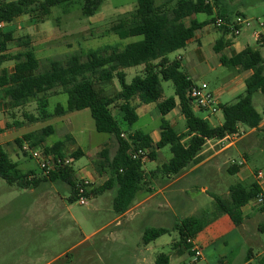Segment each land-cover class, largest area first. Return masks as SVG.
Instances as JSON below:
<instances>
[{
    "label": "rangeland",
    "instance_id": "obj_1",
    "mask_svg": "<svg viewBox=\"0 0 264 264\" xmlns=\"http://www.w3.org/2000/svg\"><path fill=\"white\" fill-rule=\"evenodd\" d=\"M211 1L215 5L216 20L220 17L218 10L221 4H225L233 10L244 12L252 21L250 27L244 28L241 34L233 39L234 45L225 47L222 53L232 56L251 46L260 50L264 59V44L260 45L259 39L254 36V32L258 31L264 36V25H259V22L264 23V0H220L221 4ZM82 6L83 0L54 6L44 22L33 23L26 17L18 19L14 35L15 37L30 35L32 47L41 61V70L49 58L65 60L68 55L78 52L86 59L85 53L89 49L106 45L123 47L141 39V37H130L121 40L117 35L106 34L121 14L137 7V0H105L97 13L90 17L83 15ZM197 18L204 20L207 15L200 13L197 14ZM217 29L214 26L205 27L199 32L202 35L201 46L198 40L192 41L186 48L171 53L169 57L174 59L183 56V72L197 84L208 83L211 91L216 94L219 105L232 104L245 94L246 84L245 80L239 82L238 74L242 70L239 69L237 72V68L221 64V53L214 50L215 43L222 36ZM21 50L22 48L12 42L7 53L14 55ZM14 64V61L4 62L0 66V73L3 70L11 72ZM144 70V65L125 69L127 82L131 83L133 78L137 74H142ZM115 84L120 88L117 80ZM162 87V99L175 97L173 81L162 80ZM51 97L54 98L50 100L48 111L53 112L58 103L67 105V94H51ZM40 103L38 100H30L22 107L11 108L6 101H0V144L23 170H38L39 161L32 156L34 148L31 147L24 152L16 139L26 132L39 130L51 124L55 128V133L47 138L45 144L52 145L64 140L66 134H71L76 139L77 145L85 151L83 156L73 161L72 166L77 174L85 178L84 172L81 171L89 168L90 164L94 168L93 162L99 158V147L107 139L112 138L111 135L97 131L89 109L32 122L29 116L37 117L40 111H43V102ZM253 105L264 119L262 92L258 91L253 95ZM194 110L197 116L209 122L211 126H219L223 123V113L220 109L214 113L210 110L198 109L194 104ZM137 112L139 119L132 126L127 125L118 116L126 137L136 130L147 133H151L155 127L160 130L159 125L163 116L157 110L155 103L142 104ZM181 116L180 109L176 108L174 114L169 113L165 119L167 121L172 119L177 132L183 134L186 133V120ZM250 130L241 125L238 134L231 135L219 143L217 140H211L205 146L209 147V144H212L214 150H219L224 145L234 142L233 146L218 156V163H210L207 168L204 167L206 170L215 167L211 169L210 175L204 174L201 170L182 182L187 186V189H183L187 197V203L183 207L174 210L164 200V194L160 193L138 208L139 214L134 218H118L119 214L114 211L111 201L114 191L101 196H92L87 199V205H81L79 200L69 202L71 188L64 182H50L37 190H26L9 186L0 177V207L5 206V209H0V264H155L158 254L171 255L175 251L174 244L179 240V233L172 231L159 237L147 250L149 246L146 247L143 242L145 229L172 228L177 221L184 218L200 216L205 211L211 214L215 208V196L229 200L231 186L257 182L258 171L264 172V127L255 132ZM184 140L186 141V138ZM114 142V138L109 141L113 146ZM74 149L76 145L69 142L68 152ZM111 149L113 154L115 148L111 147ZM157 153L155 160L150 158L146 160L144 170H147L149 186L159 190L158 185L161 183L159 179L164 174L158 172L153 180L150 170H156L164 163H168L172 158V152L170 147L166 146ZM232 165H237L240 171L230 172L229 167ZM263 182L264 178L260 181L262 186H264ZM180 184L176 187L179 188ZM170 194V191H166V196ZM143 196L139 193L134 203ZM263 205L264 203L259 204L256 200L246 205L242 210L244 224L217 241L212 246L213 254L228 253L229 264H244L251 258L250 264H262L259 252L264 244V210L261 208ZM87 236L90 237L86 238ZM199 236L198 241L201 239ZM202 245L204 249L207 243L203 242ZM201 251L203 252L202 248ZM144 257L150 258L149 261L145 262ZM186 262L187 264L195 262V258L187 256ZM196 263L208 264L202 258Z\"/></svg>",
    "mask_w": 264,
    "mask_h": 264
},
{
    "label": "trees",
    "instance_id": "obj_2",
    "mask_svg": "<svg viewBox=\"0 0 264 264\" xmlns=\"http://www.w3.org/2000/svg\"><path fill=\"white\" fill-rule=\"evenodd\" d=\"M72 1L75 0H0V24H10L21 16H28L33 23L44 22L52 7ZM104 1L83 0V15L94 16ZM214 1L221 4L220 0ZM214 6L211 0H137V7L121 14L106 34L117 35L121 40L130 37L141 39L123 47L106 45L89 49L85 53L86 59L78 52L68 55L65 60L49 58L42 70L30 35L15 37L13 30L0 28V66L6 61L15 62L11 72L3 70L0 73V101H6L11 108L22 107L30 100L43 102L40 115L29 116L32 122L89 109L97 131L110 134L117 143V151L114 156H111L109 148L98 153L99 158L93 162L94 168L99 174L108 175V179L99 187L89 185L85 195L90 198L115 189L113 209L119 215L124 214L133 206L140 191L152 190L144 171L145 162L133 159L130 155L132 150L149 149V158L155 160L158 150L169 146L172 158L150 174L155 177L161 172L165 176H176L205 159L202 152L208 140H223L238 134L241 125L260 129L263 116L253 105V95L258 91L264 94V59L260 50L251 46L231 57L222 53L230 44L225 38L232 29L228 25L215 26ZM200 13L206 14L207 18L199 20L197 14ZM218 15L230 23L233 10L221 4ZM207 26L223 31V36L214 45V50L221 53V64L242 71H252L245 80V94L235 103L219 105L224 118L219 126H211L196 115L194 100L189 95V89L195 83L183 72L181 59L169 57L171 53L186 48L197 31ZM12 42L22 48L14 55L7 53ZM140 65L145 66L144 72L137 74L128 83L125 69ZM115 80L120 88L116 86ZM162 80L173 81L175 97L162 99ZM63 93L68 95L67 105L58 103L53 112H48V98L51 94ZM152 103L156 104L163 116L160 140L154 143L151 135L142 130H136L125 137L126 132L121 127L118 116L132 126L139 119L138 108L142 104ZM176 108L180 109L186 120V133L177 132L170 121L165 119ZM54 133V126L49 124L23 134L16 142L21 149L25 143H29L31 147L42 146L46 153L62 161L68 158L77 160L84 155L80 147L68 152V143H75L72 135L46 145L47 138ZM71 162L62 163L49 172L40 167L38 171H23L0 144V177L10 186L28 189L38 187L43 181H61L71 188L69 202H75L80 198L78 188L82 181L75 178ZM237 170V165L229 168L232 173ZM261 192L258 182L233 185L230 187L229 200L214 197L215 208L211 214L205 211L200 216L184 218L172 228H147L143 242L148 245L165 234L178 231L179 240L174 244V249L183 248L193 255L189 239H195L210 223L224 214H228L235 225L240 226L244 222L242 208L256 200ZM261 208L264 210V205ZM261 263L264 264V256ZM155 264H172L170 255L158 254Z\"/></svg>",
    "mask_w": 264,
    "mask_h": 264
},
{
    "label": "crops",
    "instance_id": "obj_3",
    "mask_svg": "<svg viewBox=\"0 0 264 264\" xmlns=\"http://www.w3.org/2000/svg\"><path fill=\"white\" fill-rule=\"evenodd\" d=\"M227 8H230V7H228L227 6ZM231 9V8H230ZM231 10H233V9H231ZM239 15H243V16H246L247 14H245L244 12H241V11H239V10H233V15H232V20L234 19V18H236L237 16H239ZM21 17H26V18H28V16H21ZM20 18V17H19ZM19 18H17V19H15L12 23H10V24H5V26H4V28L6 29V30H15L16 29V24H17V22L19 21L18 19ZM207 28H208V26H207ZM204 29V28H203ZM202 30V29H201ZM201 30H199V31H197V33H196V36H195V38L192 40V41H196V40H198V44H199V46H201V41H200V38H201V36L202 35H200L199 34V32L201 31ZM217 31H219V32H221V34H222V36H223V31H221V30H219V29H217ZM242 32V31H241ZM259 32V31H258ZM258 32H254V36H256L258 39H259V44L260 45H263L264 44V36L262 35V34H260V33H258ZM206 33H208V32H206ZM241 34V33H240ZM240 34H238V35H240ZM238 35H236L234 32H233V30H231V32H229L227 35H226V41H230V44L229 45H227L226 47H230V46H233L234 45V41H233V39L236 37V36H238ZM221 36V37H222ZM220 37V38H221ZM219 38V39H220ZM191 41V42H192ZM225 49V48H224ZM233 55H235V54H233ZM232 55V56H233ZM229 57H231V56H229ZM176 58H179V59H181V61L183 60V56H179V57H176ZM182 66H183V64H182ZM237 72H239V68H237ZM252 74V71H241V73L240 74H238V76L240 77V79H239V82H240V80H246V78H248L250 75ZM195 83V82H194ZM60 95V94H59ZM52 98H54V97H49L48 98V107H49V105H50V100L52 99ZM174 111L175 110H173L172 112H173V114H174ZM48 112H50V111H48ZM171 112V113H172ZM67 115V114H66ZM173 116V115H172ZM181 117H184L183 115L181 116ZM51 119V118H50ZM47 120H49V119H47ZM40 121H42V120H40ZM170 123L174 126V122L172 121V119H171V121H170ZM161 125V124H160ZM159 125V126H160ZM175 127V126H174ZM264 127V119H263V121H262V123L260 124V129H262ZM32 131H34V130H32ZM251 132H255L256 130L255 129H251L250 130ZM30 132V131H29ZM27 133V132H26ZM147 133V132H146ZM108 134V133H107ZM148 134H150L151 135V137H152V139H153V141H154V143H157L159 140H160V130H157L156 129V127H155V129L151 132V133H148ZM67 135H71V134H66L65 135V137L67 136ZM125 137H126V135H124ZM64 137V138H65ZM73 137V136H72ZM230 137V136H229ZM229 137H227V138H225V139H223V140H217V143H219V142H223L224 140H226V139H228ZM73 139L75 140V145H76V148H78V147H80V146H78L77 145V141H76V139L73 137ZM110 139H112V138H109V139H107L105 142H104V144H102V146H100L99 147V150L100 151H102L103 149H106V148H109V150H110V152H111V147L113 148H115V152L112 154L111 153V156H114V154L116 153V151H117V143H116V141L114 142V146L111 144L110 145V143H109V141H110ZM210 141L211 140H208V142L206 143V145H208V143H210ZM2 145V144H1ZM205 145V146H206ZM234 145V142H231V143H229V144H226V145H224V147H222V148H220L219 150H214L213 149V145L212 144H209V147H204V149H203V152H202V154L203 155H205V159L201 162V163H199V164H197V165H194V166H191L190 168H187L186 170H184L183 172H181L180 174H178V175H176V176H163V177H160V181H161V183L158 185L160 188H159V190H157V189H154L153 188V186H150L151 187V192H148L147 190H143V191H140L139 193H142L144 196H143V198H141L138 202H135L134 204H133V206L128 210V211H126L124 214H121V215H119L118 216V218L120 219V218H126V217H128V218H134V216H136L137 214H139L138 212H137V209L138 208H140V207H142L145 203H147L148 201H150L151 199H153L155 196H157L158 194H160V193H163L164 195V200L166 201V203L167 204H169L174 210H176L178 207L179 208H181V207H183L187 202H186V198L187 197H185L186 195H185V191H183V189L184 188H186L187 186L186 185H184L182 182L185 180V179H187L189 176L191 177V176H194V174L196 173V172H200L201 170H203L204 171V174L206 173V174H208V175H210L211 173H212V171H211V169H215V167H213V168H209L210 170H206V169H204V167L205 168H207V165L208 164H210V163H218L217 161V158H218V156L221 154V153H223L224 151H226V149L227 148H229L230 146H233ZM81 148V147H80ZM82 149V148H81ZM83 150V149H82ZM99 150H98V152H99ZM84 151V150H83ZM25 152V151H24ZM84 154H85V151H84ZM12 160L14 159V158H11ZM71 159V158H70ZM151 160V159H150ZM14 162H16L15 160H13ZM73 159H72V165H73ZM17 163V165H18V167L21 169V170H23L20 166H19V163L18 162H16ZM147 163V161H145V163L144 164H146ZM90 166H91V164H90ZM89 166V168L87 167V168H85V169H83L82 171H81V173L82 172H84V174H85V178H82V176H81V174H77L76 173V171H75V169H74V171H75V178L76 179H78V180H82V179H88V180H90L91 181V184L92 185H94L95 187H99V186H101L107 179H108V175H101V174H99L92 166L90 167ZM230 168V167H229ZM30 170H35V169H29V170H23V171H30ZM38 170H40V169H38ZM37 170V171H38ZM145 172H147V170H144ZM152 170H150V172H151ZM240 170H239V168H238V170H237V172L236 173H238ZM157 176H155V177H152L153 178V180H154V178H156ZM149 179V177L147 178V180ZM149 182V181H148ZM153 182V181H152ZM254 182H256V181H254ZM50 182L49 181H43V182H41L40 183V185L38 186V187H35V188H28V189H26V190H37V188H42V187H44V186H46V184H49ZM51 183H55V182H51ZM181 183V184H180ZM180 184V187L178 188V187H176L177 185H179ZM263 185H264V182H263ZM10 186V185H9ZM12 187H16V186H12ZM176 187V188H175ZM19 188V187H18ZM19 189H22V188H19ZM187 189V188H186ZM205 189V188H204ZM173 190L175 191V192H173ZM112 192V191H114V192H112V195H111V201H112V206H113V197H114V194H115V189H113V190H108V191H106L105 193H103V194H101V195H104V194H106L107 192ZM166 191H170V196H166ZM180 191V192H179ZM147 192H148V194H147ZM138 193V194H139ZM179 193V194H178ZM21 194V193H20ZM137 194V195H138ZM100 195V196H101ZM99 196V195H98ZM69 198V197H68ZM176 205V206H175ZM248 205V204H247ZM158 207H160V205L158 206ZM245 207V206H244ZM244 207L242 208V210H244ZM0 209H5V206L3 205V207L1 206L0 207ZM20 211V210H19ZM18 211V212H19ZM153 212H157V211H153ZM244 213V212H243ZM20 214V213H19ZM15 215H16V213H15ZM244 223H242L241 224V226L243 225ZM236 228H239L237 225H235V223L233 222V220L231 219V217L228 215V214H224V215H222V216H220L218 219H216L215 221H213L212 223H210L203 231H201L198 235H197V237L195 238V239H193V242H194V244L195 245H197V246H199L200 248H202V250H203V252H202V260H205V261H207V263L209 264V263H212V264H229V261H228V253H226V252H218V254H213L214 252H213V249H212V246L213 245H215L216 244V242L217 241H219L220 239H222V238H224L228 233H230V232H233ZM201 234V235H200ZM200 235V236H199ZM198 236H199V238H201L199 241H198ZM90 236H87L86 238H89ZM203 242H206L207 243V245L206 246H204V249H203V245H202V243ZM151 244V243H150ZM150 244H148V245H146V247L147 246H149ZM263 249L259 252V256H260V258H262L263 256H264V244H263ZM149 248H150V246L149 247H147V250H149ZM205 250V251H204ZM215 251V250H214ZM212 253V254H211ZM210 255V256H209ZM191 257L192 255L187 251V250H185V249H183V248H180V249H177V250H175L171 255H170V257H171V263L172 264H187V262H186V257ZM149 259L150 258H148V257H144L143 258V260L145 261V262H148L149 261ZM251 260H252V258L251 259H248V260H246L245 262H244V264H250L251 263ZM49 264H51V263H49Z\"/></svg>",
    "mask_w": 264,
    "mask_h": 264
},
{
    "label": "built area",
    "instance_id": "obj_4",
    "mask_svg": "<svg viewBox=\"0 0 264 264\" xmlns=\"http://www.w3.org/2000/svg\"><path fill=\"white\" fill-rule=\"evenodd\" d=\"M228 25L233 32L238 35L241 33V31L246 28L250 27L252 25L251 19H249L246 16L239 15L235 19H233L230 23H227L225 19L218 17L215 26L221 27ZM260 26H263L264 23L259 22ZM5 26L4 23L0 24V28H3ZM189 95L194 100V103L198 107V109H205L210 110L212 112H216L219 110V102L217 101L216 94L211 91L210 86L208 83H195L190 89H189ZM31 148L29 143H25L22 147L23 151H28ZM34 150L32 152V156L36 158L39 161L40 168L45 170L46 172H49L51 169H55L56 166H59L62 163L69 164L72 159L68 158L65 161H62V159L56 158L53 155H50L45 152L44 148L41 147H33ZM150 150L149 149H135L132 150L130 155L133 159H142V161H146L149 156ZM242 163V162H241ZM257 182L260 184V181L264 178V172L262 170L258 171L257 173ZM82 183L79 184V203L81 205H87L88 204V197L85 195V191L89 185H91V181L88 179H82ZM261 186L262 192L256 199V202L259 204L264 203V186ZM189 242L192 243L191 251L193 252L192 257L195 258V262L189 263V264H197L196 262L199 261L202 258V251L201 248H199L197 245L194 244L193 239H189Z\"/></svg>",
    "mask_w": 264,
    "mask_h": 264
}]
</instances>
